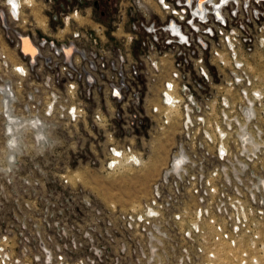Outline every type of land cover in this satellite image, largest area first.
Masks as SVG:
<instances>
[{
    "label": "built area",
    "instance_id": "built-area-1",
    "mask_svg": "<svg viewBox=\"0 0 264 264\" xmlns=\"http://www.w3.org/2000/svg\"><path fill=\"white\" fill-rule=\"evenodd\" d=\"M109 4L0 0V264L264 263V0ZM149 121L179 136L148 199L96 202L77 170L138 165Z\"/></svg>",
    "mask_w": 264,
    "mask_h": 264
},
{
    "label": "rangeland",
    "instance_id": "rangeland-1",
    "mask_svg": "<svg viewBox=\"0 0 264 264\" xmlns=\"http://www.w3.org/2000/svg\"><path fill=\"white\" fill-rule=\"evenodd\" d=\"M111 0H98L102 7H111ZM28 42V41H27ZM26 47L29 51L30 43ZM134 144H130L132 151L137 152L140 163L132 165L123 163L114 170H106L101 166H82L77 170L78 182L89 190L91 196L96 202L103 204H114L118 208L130 209L141 206L150 195L151 185L159 174L162 166L165 164L174 142L178 139V124L173 122L170 126L160 128L157 124L149 121L135 132ZM168 135V136H167ZM64 147L70 148L72 160L79 151L76 149L80 146L87 148L88 144H63ZM74 149L72 150V148ZM96 151H101L98 144L91 146ZM83 150V149H82ZM27 151V150H26ZM84 155V154H83ZM88 156H82L80 160L86 162ZM77 160L71 163L76 164ZM74 183V177L71 180ZM256 233L260 235L255 241L253 249H264V226L254 228ZM247 243L242 245L246 246ZM253 253V252H252ZM242 256V255H241ZM204 260L197 262L203 263ZM174 262V261H173ZM171 262L170 264H172ZM261 262V261H260ZM258 259H250L240 264H260ZM261 264H264L261 262Z\"/></svg>",
    "mask_w": 264,
    "mask_h": 264
},
{
    "label": "bare ground",
    "instance_id": "bare-ground-1",
    "mask_svg": "<svg viewBox=\"0 0 264 264\" xmlns=\"http://www.w3.org/2000/svg\"><path fill=\"white\" fill-rule=\"evenodd\" d=\"M27 41L30 43V48H31V50H32V51H30V52L32 53V55H34L35 52H36V48H35L34 45L30 42V39L24 37V42H26L27 45H29V43H28ZM24 45H25V48L27 49L25 43H24ZM167 136H168V135H167ZM225 255H227V254L225 253V251H223V250H222V251H219V248L217 249V257H218V261H219V263H220V262H223V264H229V261L227 260V258H226Z\"/></svg>",
    "mask_w": 264,
    "mask_h": 264
},
{
    "label": "water",
    "instance_id": "water-1",
    "mask_svg": "<svg viewBox=\"0 0 264 264\" xmlns=\"http://www.w3.org/2000/svg\"><path fill=\"white\" fill-rule=\"evenodd\" d=\"M25 38H28V39H30V37H28V36H25ZM30 42H31V39H30ZM32 43V42H31Z\"/></svg>",
    "mask_w": 264,
    "mask_h": 264
},
{
    "label": "snow or ice",
    "instance_id": "snow-or-ice-1",
    "mask_svg": "<svg viewBox=\"0 0 264 264\" xmlns=\"http://www.w3.org/2000/svg\"><path fill=\"white\" fill-rule=\"evenodd\" d=\"M189 2H191V0H189ZM14 6V5H13Z\"/></svg>",
    "mask_w": 264,
    "mask_h": 264
}]
</instances>
